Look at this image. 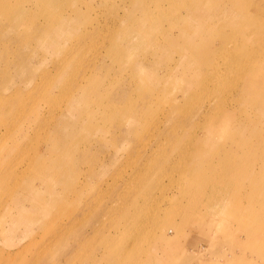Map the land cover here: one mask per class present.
Masks as SVG:
<instances>
[{
    "label": "rangeland",
    "instance_id": "rangeland-1",
    "mask_svg": "<svg viewBox=\"0 0 264 264\" xmlns=\"http://www.w3.org/2000/svg\"><path fill=\"white\" fill-rule=\"evenodd\" d=\"M84 2L0 0V264H264V0Z\"/></svg>",
    "mask_w": 264,
    "mask_h": 264
},
{
    "label": "bare ground",
    "instance_id": "bare-ground-1",
    "mask_svg": "<svg viewBox=\"0 0 264 264\" xmlns=\"http://www.w3.org/2000/svg\"><path fill=\"white\" fill-rule=\"evenodd\" d=\"M63 1L64 0H34L35 4L36 5H39L41 8H49V7L53 6L54 4H57L59 2L61 3ZM208 1H210V3H208V5H207L208 11L205 14H203L202 16H212V17H215V18L221 17V15H222L221 14V11L222 10L220 8H222V7H219L218 5H216V6L213 5V3H211V2L214 1V0H208ZM77 3L78 4L82 3V4L86 5V6H88L84 2V0H80V1L79 0H73V6L74 7H76ZM148 7H149V3L144 4V5L141 6V11H142V15L143 16H145V15L148 14V11L145 10ZM238 9H240V8L238 7ZM79 12L80 13H77V15H75V17H73L74 14H75L74 12H73V14H66L64 9L63 10L59 9L56 12L57 14H60V16H61L60 20H63V21L60 22L59 26L55 29L54 33H57L59 35L58 41L63 40L65 42H68V46H66L65 48H62V46L59 45V44H57L56 42L54 43L53 46H52L51 43L48 44L49 46H52V50H53V52H54L55 55H60V54H62V56L64 55V59L61 60L60 63H57V65H56L57 66V69L60 68L62 64H64V62L67 60V58L71 55L72 51L74 49H76L77 47H79L81 44H84V46L85 45L90 46V45H92V44L95 43V42L92 41V38H90L89 40H84L83 39L81 41L73 42L71 38L69 39V36L68 35H66L65 33L62 34V31L66 30V29H69L71 27H74V26H78V25H80V23L83 24V23L87 22L88 19H90V16L87 13H84V12H81V11H79ZM195 15H198V14H195ZM123 17H125V16L124 15L119 16V17L115 18V20L113 22H115V21L116 22H119L120 18L123 19ZM126 17H127V15H126ZM129 18L130 19H133V17H129ZM184 19H190V16L189 15H186L182 19V21H184ZM70 20H75V23L69 22ZM238 21L235 22V25L234 26H236L238 28L243 27V24H245V23H241V22H238ZM147 24H149V21L147 22ZM53 27H55V26H53ZM133 38H134V40H136L135 43H138L139 39L138 38H135V37H133ZM210 45H211L210 42L207 41L205 43V45L202 47L203 51H205V50L207 51V58H206V60L208 58H210L211 55L213 54L209 50ZM49 46H45V48H49ZM58 62H59V60H58ZM249 83L254 88H256V87H262V84L261 85H258L256 83L255 78H252V77L249 80ZM189 85H191V83ZM229 92L230 93H233V90H231ZM73 105L76 107L77 106V103L75 102V103H73ZM199 109H201V111L198 110L196 112L197 115H199L202 112V107H199ZM134 121H135V119L134 118H131V122H134ZM229 130H230L229 129V121L228 122H225V121H221V120H213L212 123H211V125L208 124L207 125V128L204 130V134H205V137H204L205 138V145L208 146L210 144V138H212L213 136L217 137L218 138V141H222L223 138L225 139L226 137H228L227 134H228V131ZM253 134L254 133H249V135L246 136V137H244V139L242 141H245V140L249 139ZM253 143L254 144H257V142H255V141H253ZM222 149H223L222 147L217 146V147H215L214 152L218 154V153L221 152ZM208 151H212L210 149V147L208 148V150L206 152H208ZM239 151H241L243 154H246V155L249 153L247 150L243 149L242 147H239ZM206 152L200 154L199 156L194 157V161L195 162H202V161L206 160L207 157H208V155L206 154ZM171 163L173 164V162H171ZM162 171H163V167L160 170H157V172H162ZM153 177H158V175H154ZM255 178H257L256 175H255ZM159 187H161L160 184H157V186L149 187L148 189L150 190V192L152 194V192L154 190H156V189H159ZM142 190H143V187H142V189H141L140 192H142ZM147 192L144 193L145 196L147 195ZM30 195L31 196L33 195V197H34V194L32 192H28V194L24 193V196L25 197L30 196ZM139 195L142 196V193H139ZM19 200H21V199L15 200L16 202L12 206L21 204V203H19ZM173 250H175V248Z\"/></svg>",
    "mask_w": 264,
    "mask_h": 264
}]
</instances>
